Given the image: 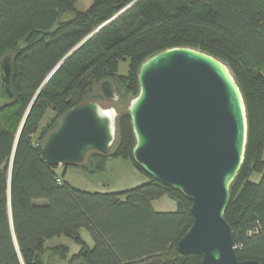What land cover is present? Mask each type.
<instances>
[{
	"label": "trees",
	"instance_id": "16d2710c",
	"mask_svg": "<svg viewBox=\"0 0 264 264\" xmlns=\"http://www.w3.org/2000/svg\"><path fill=\"white\" fill-rule=\"evenodd\" d=\"M81 1L0 0V61L12 53L15 66V98L0 105V264H44V241L60 235L81 245L80 260L87 264L201 263V255L178 250L194 222L193 202L137 163L128 107L119 111L110 153L87 154L86 160L101 156L96 170L86 160L67 166L104 171L108 160L123 158L148 182L122 191L81 190L42 151L61 117L89 101L95 84L121 82L131 101L140 90L142 63L174 47L224 61L242 89L249 137L225 217L238 259L264 263V0H92L85 12L77 9ZM127 58L128 72L119 74ZM253 171L262 175L257 182L250 180ZM164 196L176 201V210L154 207ZM83 228L92 247L80 236Z\"/></svg>",
	"mask_w": 264,
	"mask_h": 264
},
{
	"label": "water",
	"instance_id": "95a60500",
	"mask_svg": "<svg viewBox=\"0 0 264 264\" xmlns=\"http://www.w3.org/2000/svg\"><path fill=\"white\" fill-rule=\"evenodd\" d=\"M138 78L139 93L128 106L135 160L193 202L194 222L178 250L201 255L200 264H264L238 259L225 217L249 137L247 105L229 65L199 49L174 47L147 58ZM14 79L9 53L0 61V105L15 98ZM100 89L107 99L118 100L111 80L102 81ZM118 115L115 108L95 100L71 108L46 137L45 160L50 165H79L91 151L109 154L117 139Z\"/></svg>",
	"mask_w": 264,
	"mask_h": 264
},
{
	"label": "rangeland",
	"instance_id": "374dc122",
	"mask_svg": "<svg viewBox=\"0 0 264 264\" xmlns=\"http://www.w3.org/2000/svg\"><path fill=\"white\" fill-rule=\"evenodd\" d=\"M91 4L92 0H82L77 5V9L85 12L90 8ZM129 63L130 60L128 58L126 60H121L118 73L127 74ZM113 81L115 82V78ZM114 85L120 95V99L118 98V100L113 101L104 97L100 89V83L95 84L94 88L87 93L86 99L98 101L105 107L115 108L118 113L119 111L126 110L129 106L132 94L127 93V87L122 85L121 82H117V84L115 83ZM100 96H103L104 99H101ZM51 116L52 111L49 110L41 120V126H43ZM99 160H101V156L97 154L89 155L86 160L88 169L96 170L100 164ZM57 172L73 186L89 192L122 191L149 181V177L146 174L142 173L131 161L123 158L108 160L104 171H86L77 166L59 165L57 167ZM261 176L260 172L253 171L250 175V180L257 182L260 180ZM164 197L162 201L166 204L163 203L164 205L159 206L158 204L160 203L156 202V208H162V211L176 210V201L169 196ZM80 236L90 247L93 246L92 236L87 229H81ZM81 248V245L72 237L60 235L44 241L40 257L44 264H73L80 260L79 251Z\"/></svg>",
	"mask_w": 264,
	"mask_h": 264
},
{
	"label": "crops",
	"instance_id": "0c3cea01",
	"mask_svg": "<svg viewBox=\"0 0 264 264\" xmlns=\"http://www.w3.org/2000/svg\"><path fill=\"white\" fill-rule=\"evenodd\" d=\"M163 198H165V197H162V198H160V199H157V200H159V201H153V205H154V207L156 208V202H159L160 204H158L159 206H162V205H164V204H166L164 201H162L163 200ZM164 203V204H163ZM159 206H157V207H159ZM157 210H161L160 208L158 209V208H156Z\"/></svg>",
	"mask_w": 264,
	"mask_h": 264
},
{
	"label": "clouds",
	"instance_id": "9594fccd",
	"mask_svg": "<svg viewBox=\"0 0 264 264\" xmlns=\"http://www.w3.org/2000/svg\"><path fill=\"white\" fill-rule=\"evenodd\" d=\"M216 258H217V259H219V256H218V254H217Z\"/></svg>",
	"mask_w": 264,
	"mask_h": 264
},
{
	"label": "built area",
	"instance_id": "2783aa9c",
	"mask_svg": "<svg viewBox=\"0 0 264 264\" xmlns=\"http://www.w3.org/2000/svg\"><path fill=\"white\" fill-rule=\"evenodd\" d=\"M59 182H61V179H59Z\"/></svg>",
	"mask_w": 264,
	"mask_h": 264
}]
</instances>
